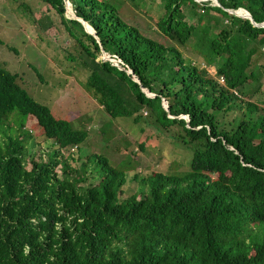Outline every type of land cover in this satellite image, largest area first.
<instances>
[{
  "label": "trees",
  "instance_id": "1",
  "mask_svg": "<svg viewBox=\"0 0 264 264\" xmlns=\"http://www.w3.org/2000/svg\"><path fill=\"white\" fill-rule=\"evenodd\" d=\"M41 1L76 43L77 56L68 58L87 71L84 87L109 119H131L190 152L181 171L135 172L139 187L127 193L130 158L113 165L88 152L72 167L62 150L81 147L86 128L35 99L17 72L0 65V264H264V110L254 100L264 27L226 10L244 8L262 23L264 0H68L95 35L65 15L63 0ZM125 1L156 3V26L173 44L126 21ZM35 22L43 33L55 26L49 15ZM190 39L213 75L177 48ZM102 49L140 83L100 59ZM29 117L51 140L36 158L27 148ZM255 128L263 140L250 145ZM86 171L96 184H80Z\"/></svg>",
  "mask_w": 264,
  "mask_h": 264
},
{
  "label": "rangeland",
  "instance_id": "2",
  "mask_svg": "<svg viewBox=\"0 0 264 264\" xmlns=\"http://www.w3.org/2000/svg\"><path fill=\"white\" fill-rule=\"evenodd\" d=\"M145 2L148 3L150 0ZM212 3L218 5L214 0ZM150 6L152 7L150 8L149 5L135 7L129 1H125L119 12L126 21L136 25L141 32L166 45L173 44V41L156 26L154 15L156 3L151 2ZM199 11L202 12L201 7ZM47 15L51 17L55 26L43 33L41 26L35 20L39 16ZM65 15L71 16L69 10L66 9ZM186 20L193 22L188 16ZM262 26L264 27V23ZM41 35H45L44 39H40ZM177 48L186 58L193 59L194 63L201 67H206L192 39L183 46L177 45ZM77 49L76 43L61 25L58 14L41 0H0V65L11 72H17L19 74L17 82L31 96L46 104L58 115L70 118L73 124L83 125L88 131L87 139L81 147L74 146L62 150V154L68 158L72 167H78L85 160L88 152L105 154L113 165L120 163V160L125 161L130 158L133 167L127 168L129 181L124 185V190L130 194L140 184L139 178L137 180L133 178L135 172L146 176L155 171L169 173L185 169L183 158L190 150L171 143L164 134L155 136L149 127L141 130L138 123L135 124L131 119H109L102 105L98 104L93 94L84 87L87 71L79 65V60L68 58V55L77 56ZM103 58L104 56L100 55V59ZM255 58L256 55L252 57L253 60ZM257 61L258 64L263 62ZM207 70L210 74H214L211 67ZM261 70L264 71V68ZM36 72L40 73L42 80H39ZM219 81L222 83L220 78ZM255 86H259V89L255 92L254 100L264 110L262 103L264 73L260 75ZM26 127L34 136L28 141V152L34 154L35 158L40 150L39 154L43 155L45 152L42 150L51 140H46L34 117L27 119ZM152 130L155 131L153 128ZM141 142L145 144L143 149L138 145ZM71 155L74 159H71ZM43 158L45 160L46 156L44 155ZM55 170L60 174V165L56 166ZM86 174L87 180L80 184L98 182L89 171H86Z\"/></svg>",
  "mask_w": 264,
  "mask_h": 264
},
{
  "label": "clouds",
  "instance_id": "3",
  "mask_svg": "<svg viewBox=\"0 0 264 264\" xmlns=\"http://www.w3.org/2000/svg\"><path fill=\"white\" fill-rule=\"evenodd\" d=\"M64 1V3H65V7H66V9L67 10H69V8H68V5H70V10H69V12H70V14H71V16L69 15L68 17H74V18H77L78 20H80L82 23H83V25H84V23L86 24L87 22H85L84 20H82L81 18H79V17H77L76 15H75V13H74V11H73V9H72V6H71V3L68 1V0H63ZM196 2H199L201 5L203 4V2H209V4L210 5H213V3H212V0H195ZM214 2H216L218 5H219V2L217 1V0H214ZM218 5H216V6H218ZM215 6V5H214ZM237 9H240V8H237ZM237 9H231V10H235V11H237ZM242 9H244V8H242ZM244 10H246V9H244ZM247 11V10H246ZM231 14H235V13H231ZM235 15H237V16H240V17H243V15L242 14H240V13H238V14H235ZM244 18H247V17H244ZM88 24V23H87ZM90 25L88 24V27H89ZM85 27V26H84ZM263 27V26H262ZM87 28V27H86ZM85 28V29H86ZM90 28L92 29V31L91 32H94V33H91V34H93V35H95V31H94V29L90 26ZM88 30V29H87ZM86 30V31H87ZM88 32V31H87ZM90 33V32H89ZM101 56L103 55L104 56V58L102 59V60H107V61H109L110 62V64H112V65H114V66H116L117 68H119V69H122V70H125L128 74H131L132 75V78L136 81V82H138V83H140L139 82V80H138V78L133 74V72H132V70L128 67V65L127 64H125L124 62H123V60L119 57V56H117L116 54H111V53H108V52H106L105 50H103L102 49V53L100 54ZM99 58H100V56H99ZM221 78V77H220ZM221 80V79H220ZM141 88V90L143 91V92H145V94L147 95V96H150V97H153L154 96V93H152L151 91H149L147 88H144V87H140ZM162 104H163V106L167 109V102H166V100L165 99H163L162 100ZM179 117H182V118H184L186 121H188L189 120V117L187 116V115H180ZM263 140V134H262V131H260V130H257L256 128L255 129H253V130H251L250 131V137H249V142H250V145H257V144H259L261 141Z\"/></svg>",
  "mask_w": 264,
  "mask_h": 264
},
{
  "label": "water",
  "instance_id": "4",
  "mask_svg": "<svg viewBox=\"0 0 264 264\" xmlns=\"http://www.w3.org/2000/svg\"><path fill=\"white\" fill-rule=\"evenodd\" d=\"M240 9H242V8H240ZM229 13H235V14H238L237 12H235V10H231V9H226ZM237 10H239V9H237ZM246 11V10H245ZM243 16H245V17H247L252 23H253V25H255V26H262L263 25V23H256L254 20H253V18H252V16H251V14L249 13V12H245V14L243 15ZM84 26H85V28L86 27H88V24L86 23H84ZM86 30H87V28H86ZM88 32H90V33H94V32H91V31H89V30H87Z\"/></svg>",
  "mask_w": 264,
  "mask_h": 264
},
{
  "label": "built area",
  "instance_id": "5",
  "mask_svg": "<svg viewBox=\"0 0 264 264\" xmlns=\"http://www.w3.org/2000/svg\"><path fill=\"white\" fill-rule=\"evenodd\" d=\"M202 10V9H201Z\"/></svg>",
  "mask_w": 264,
  "mask_h": 264
}]
</instances>
